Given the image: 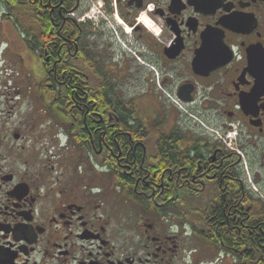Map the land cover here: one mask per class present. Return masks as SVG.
I'll return each instance as SVG.
<instances>
[{
  "label": "flooded vegetation",
  "instance_id": "1",
  "mask_svg": "<svg viewBox=\"0 0 264 264\" xmlns=\"http://www.w3.org/2000/svg\"><path fill=\"white\" fill-rule=\"evenodd\" d=\"M0 264H264V0H0Z\"/></svg>",
  "mask_w": 264,
  "mask_h": 264
},
{
  "label": "clouds",
  "instance_id": "2",
  "mask_svg": "<svg viewBox=\"0 0 264 264\" xmlns=\"http://www.w3.org/2000/svg\"><path fill=\"white\" fill-rule=\"evenodd\" d=\"M151 7V6H150ZM141 20H143L145 23H149V26H151V24H150V22H148L147 20H146V18L142 15L141 16Z\"/></svg>",
  "mask_w": 264,
  "mask_h": 264
},
{
  "label": "snow or ice",
  "instance_id": "3",
  "mask_svg": "<svg viewBox=\"0 0 264 264\" xmlns=\"http://www.w3.org/2000/svg\"><path fill=\"white\" fill-rule=\"evenodd\" d=\"M120 23H121V24H123V21H121ZM122 31H123V29H121V32H122ZM128 31H129V32H131V31H132V29H131V28H129V29H128Z\"/></svg>",
  "mask_w": 264,
  "mask_h": 264
},
{
  "label": "rangeland",
  "instance_id": "4",
  "mask_svg": "<svg viewBox=\"0 0 264 264\" xmlns=\"http://www.w3.org/2000/svg\"><path fill=\"white\" fill-rule=\"evenodd\" d=\"M18 35H19V34H18ZM119 50H120V49H118L117 51L120 52ZM35 92H36V90H35ZM39 98H41L40 95L38 96V99H39ZM36 99H37V97H36ZM41 118H43V117H41ZM47 118H48V116H47Z\"/></svg>",
  "mask_w": 264,
  "mask_h": 264
}]
</instances>
